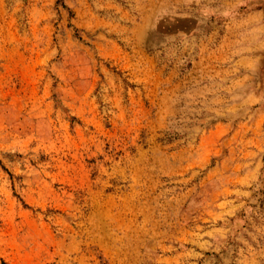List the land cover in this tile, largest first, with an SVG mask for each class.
Returning <instances> with one entry per match:
<instances>
[{
  "label": "rangeland",
  "instance_id": "1",
  "mask_svg": "<svg viewBox=\"0 0 264 264\" xmlns=\"http://www.w3.org/2000/svg\"><path fill=\"white\" fill-rule=\"evenodd\" d=\"M0 264H264V0H0Z\"/></svg>",
  "mask_w": 264,
  "mask_h": 264
},
{
  "label": "crops",
  "instance_id": "2",
  "mask_svg": "<svg viewBox=\"0 0 264 264\" xmlns=\"http://www.w3.org/2000/svg\"><path fill=\"white\" fill-rule=\"evenodd\" d=\"M203 261H201V263H202Z\"/></svg>",
  "mask_w": 264,
  "mask_h": 264
}]
</instances>
